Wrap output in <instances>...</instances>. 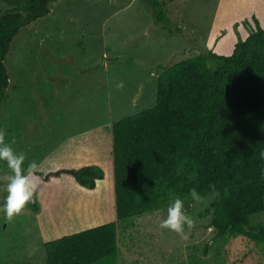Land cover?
<instances>
[{
  "label": "rangeland",
  "instance_id": "obj_1",
  "mask_svg": "<svg viewBox=\"0 0 264 264\" xmlns=\"http://www.w3.org/2000/svg\"><path fill=\"white\" fill-rule=\"evenodd\" d=\"M152 1L58 0L50 15L13 39L5 59L10 85L0 93V129L26 154V165L33 160L40 165L39 189L14 222L0 212V264H48L47 240L113 220L120 264H264V243L216 235L215 196L185 204L195 220L188 240L159 227L177 198L173 194L141 216L115 217L111 123L155 103L156 81L165 68L203 51L230 54L255 29L254 17L264 27V0H156L155 9ZM168 5L174 8L168 11ZM120 82L122 89L116 87ZM90 123L104 133L101 159L83 153L63 162L71 131L84 133ZM86 165L105 171L97 190H82L70 175H52ZM5 172L0 162V174ZM5 196L0 184V206ZM260 223L264 212L251 217L252 225Z\"/></svg>",
  "mask_w": 264,
  "mask_h": 264
},
{
  "label": "trees",
  "instance_id": "obj_2",
  "mask_svg": "<svg viewBox=\"0 0 264 264\" xmlns=\"http://www.w3.org/2000/svg\"><path fill=\"white\" fill-rule=\"evenodd\" d=\"M57 1L0 0V93L10 85L5 59L13 39ZM254 22L230 54L203 51L165 68L155 103L111 123L118 220L156 210L172 194L189 204L195 187L202 197L215 196L217 236L264 243V223L251 224L264 212V27L257 17ZM52 175H70L85 191L97 190L105 171L86 165ZM45 250L48 264H120L118 223L47 240Z\"/></svg>",
  "mask_w": 264,
  "mask_h": 264
},
{
  "label": "clouds",
  "instance_id": "obj_3",
  "mask_svg": "<svg viewBox=\"0 0 264 264\" xmlns=\"http://www.w3.org/2000/svg\"><path fill=\"white\" fill-rule=\"evenodd\" d=\"M123 82L116 85L118 89L123 88ZM7 133L0 129V162H4L7 172L0 174V184L3 185L6 196L0 212L4 213L8 223L22 215L28 205L34 202V196L39 189L40 165L35 161H30L26 165L27 156L23 152H17L13 147V142L6 140ZM215 195V186L210 185ZM189 196L192 201L202 203L203 197L194 187L190 189ZM167 215L159 227L167 229L177 234L180 239L188 240L189 232L195 226L194 218L185 209V200L175 198L167 207Z\"/></svg>",
  "mask_w": 264,
  "mask_h": 264
},
{
  "label": "crops",
  "instance_id": "obj_4",
  "mask_svg": "<svg viewBox=\"0 0 264 264\" xmlns=\"http://www.w3.org/2000/svg\"><path fill=\"white\" fill-rule=\"evenodd\" d=\"M122 1H128V0H122ZM173 8L174 7L168 5V8H166V9L168 11H170V9H173ZM154 9H155V7H154ZM32 24H33V22L30 24V26ZM69 54H70V52H68L67 55H69ZM48 71L50 73H52V70L49 67H48ZM152 75H153V73L151 74V76ZM46 78H47V76H46ZM138 92H139V90H138ZM86 109L88 112H96L95 108H91V109L86 108ZM50 112H53V110H50ZM44 115H45V112H44ZM44 115H43V117H44ZM21 118L23 119L22 116H21ZM23 121L25 122V124H27V122H29V121H25V120H23ZM76 124L77 123H75V127L77 128ZM96 125H97L96 127L92 128L93 124L90 123L86 129H83V130H85V132L81 133V134L80 133L78 134L77 132L71 131L70 135L68 136L69 146L67 143H63L65 146H67L63 150L64 151L63 155H65V157H67L66 155H69V158H66L63 162L72 163L73 161L79 160L80 157H82V155H84L83 153H85L84 156L91 155V158H89V159H92L93 161L101 159V156L103 153V145H104V143L102 142V139L104 137V133L100 129L99 124L96 123ZM28 128L29 127L26 125V129H28Z\"/></svg>",
  "mask_w": 264,
  "mask_h": 264
}]
</instances>
